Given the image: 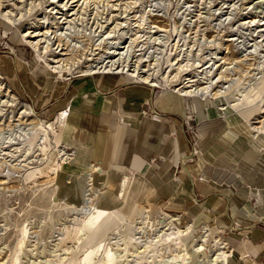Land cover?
I'll list each match as a JSON object with an SVG mask.
<instances>
[{
	"label": "rangeland",
	"instance_id": "374dc122",
	"mask_svg": "<svg viewBox=\"0 0 264 264\" xmlns=\"http://www.w3.org/2000/svg\"><path fill=\"white\" fill-rule=\"evenodd\" d=\"M115 76L171 111L173 191L118 195L88 139L62 138ZM261 263L264 0H0V264Z\"/></svg>",
	"mask_w": 264,
	"mask_h": 264
},
{
	"label": "crops",
	"instance_id": "0c3cea01",
	"mask_svg": "<svg viewBox=\"0 0 264 264\" xmlns=\"http://www.w3.org/2000/svg\"><path fill=\"white\" fill-rule=\"evenodd\" d=\"M120 78L115 76L109 82L108 91L103 93L100 92L103 90L101 83L89 84L86 87L85 104L76 112L75 126L66 124L69 112L65 110L61 136L63 138L65 131H71L73 138L84 139V142L88 139L85 142L88 155L98 163L93 164L90 170L96 167L102 172L109 170L122 176L118 195L127 186V193L129 188L132 198L146 197L150 193L146 181L156 189L161 187L168 192L173 191L169 176L172 172H179L176 164H171V142H165L171 127L167 114L171 111L162 109L147 113L141 106L131 102L134 99L132 96L123 95ZM181 162L179 158L177 164L184 168ZM202 164L200 162V166Z\"/></svg>",
	"mask_w": 264,
	"mask_h": 264
},
{
	"label": "bare ground",
	"instance_id": "6f19581e",
	"mask_svg": "<svg viewBox=\"0 0 264 264\" xmlns=\"http://www.w3.org/2000/svg\"><path fill=\"white\" fill-rule=\"evenodd\" d=\"M37 46V45H36ZM35 48V47H34ZM109 54H111L112 56H116V55H119L120 53H115V52H112V53H109ZM53 62H59V61H53ZM109 63V62H108ZM127 65V64H126ZM110 68L109 69H107L108 68V66L107 65H105V67L103 68L102 67V64H101V66L100 67H98V71H89V72H87V73H85V74H83V76H90V75H101V74H103V75H114V74H116V75H118V74H122L123 73V70L122 71H118V65L116 66L115 65V62H112L111 63V65L109 66ZM95 68H97V66L95 67ZM103 69V71L102 72H100V70H102ZM107 69V70H106ZM138 72V71H137ZM135 73V72H134ZM132 75V74H131ZM138 77H140V76H136V78H138ZM140 80H142V79H140ZM152 82V80L151 81H149L148 82V79L147 78H145L144 79V81H143V83H147V84H149V86H153V87H157V85H155V84H153V83H151ZM188 87V86H187ZM178 93H180L181 95L180 96H182V97H187V98H189L190 96H195L196 94H195V90L194 91H189V92H185V91H187L186 90V87L185 86H182V87H179L178 89ZM127 238V237H126ZM128 241H130V238H129V240ZM226 262V261H225Z\"/></svg>",
	"mask_w": 264,
	"mask_h": 264
}]
</instances>
